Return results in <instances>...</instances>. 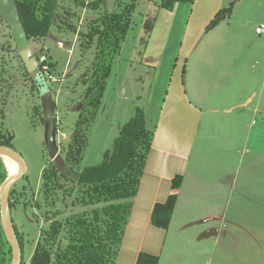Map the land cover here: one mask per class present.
<instances>
[{
    "label": "rangeland",
    "instance_id": "374dc122",
    "mask_svg": "<svg viewBox=\"0 0 264 264\" xmlns=\"http://www.w3.org/2000/svg\"><path fill=\"white\" fill-rule=\"evenodd\" d=\"M140 1L136 5L139 12L132 11L121 56L115 57L110 75L95 89L92 87L98 37L90 39L88 35L92 36L94 29L104 30V19L118 9L117 0L57 1L50 38L30 42L36 60L42 55L46 57L41 69L45 93H40L36 81L25 71L11 30L0 16V104L5 110L4 116L0 115V129L13 136L15 150L28 165V173L15 187L17 203L10 216L23 235V264L30 263L41 230L49 225L44 218L49 209L47 192L42 189L44 171L54 167L66 176L77 178L81 172L99 165L137 108L146 110V126L154 129L151 119L160 107L149 108L146 102L152 72L143 66L141 58L160 0L151 3L137 0ZM237 2L240 4L233 8L235 14L230 24L218 28L224 43L217 54L218 70L231 74L227 80L231 86L226 94L238 95L240 102H252L249 104L252 108L261 97L264 108V33L262 36L255 33L257 26H264V0ZM257 50L261 54L255 57ZM155 98L160 103L163 96ZM90 112H95L96 117L84 134L88 146L83 160L72 164L67 159L69 143L81 129L79 122L85 117L89 119ZM250 113L254 117V111ZM246 117L247 123H251ZM255 122L253 119V126ZM249 167L248 164L242 168L239 183L253 192L247 191V196L232 208L237 220L230 228L237 236L230 240V252L226 247L224 253L221 251L224 257L221 252L220 256L213 253L210 257L213 248L205 243L187 246L179 242L175 255L166 257L165 253L159 264H264V166L257 169L253 166L250 170V179L255 182L244 176ZM256 195L259 198H253ZM55 208L57 204L52 206V211ZM187 256L199 258L190 261Z\"/></svg>",
    "mask_w": 264,
    "mask_h": 264
},
{
    "label": "crops",
    "instance_id": "0c3cea01",
    "mask_svg": "<svg viewBox=\"0 0 264 264\" xmlns=\"http://www.w3.org/2000/svg\"><path fill=\"white\" fill-rule=\"evenodd\" d=\"M238 4L236 0H196L192 5L177 4L173 11L156 10L141 63L152 72L146 102L149 108H160L151 119L152 147L117 264H136L140 252L156 255L161 262L165 253L166 257L175 255L179 242L187 246L205 243L213 248L210 257L213 253L220 256L226 247L230 252V240L237 236L230 228L237 220L232 208L247 191L253 192L239 183L241 170L249 164L244 176L250 179L253 166H264L262 98L258 97L252 108V102H240L238 95L226 94L231 74L225 75L217 66V54L224 44L218 28L230 24ZM229 8L212 25L218 14ZM259 54L257 50L255 57ZM159 96H163L160 103L155 98ZM246 116L256 119L254 126L252 121L247 123ZM177 175L183 178L182 186L170 226L162 230L152 226L151 213L155 204L167 201ZM186 258L192 261L199 256Z\"/></svg>",
    "mask_w": 264,
    "mask_h": 264
},
{
    "label": "trees",
    "instance_id": "16d2710c",
    "mask_svg": "<svg viewBox=\"0 0 264 264\" xmlns=\"http://www.w3.org/2000/svg\"><path fill=\"white\" fill-rule=\"evenodd\" d=\"M57 1L15 0L30 42L50 38ZM195 1L160 0L157 7L173 11L177 4L192 5ZM137 3V0H117L118 9L104 19V30L94 29L93 35H88L90 39L98 37L92 89L99 87L110 75L115 57L119 56L122 42L129 32L132 11H135ZM230 9L222 10L212 25ZM39 58L40 56L37 60ZM24 69L27 72L25 66ZM40 83H43L41 78ZM39 91L45 92L40 87ZM94 104L96 103L93 102ZM4 111L0 104V115L4 116ZM90 116L79 122L81 129L75 132L69 143L67 159L72 164H79L83 160V152L88 146L84 134L86 135V130L95 119V112H90ZM146 125L144 110L137 108L135 116L120 129L112 148L104 154L103 161L81 172L77 178L66 176L54 167L44 171L42 189L47 192L45 198L49 205L44 218L49 225L42 228L29 264H117L133 200L138 193L154 138V131ZM0 145L15 149L13 136L4 133L2 128ZM8 178L9 170L0 157V190ZM182 180V176L177 175L172 181V191L167 201L155 204L151 213L152 226L168 230ZM17 183L9 193L10 216L17 203ZM56 204L57 208L52 211V206ZM11 223L22 251L23 264V235L13 217ZM12 262L13 251L3 230L0 215V264ZM136 264H159V257L140 252Z\"/></svg>",
    "mask_w": 264,
    "mask_h": 264
},
{
    "label": "water",
    "instance_id": "95a60500",
    "mask_svg": "<svg viewBox=\"0 0 264 264\" xmlns=\"http://www.w3.org/2000/svg\"><path fill=\"white\" fill-rule=\"evenodd\" d=\"M0 16L3 18V20L11 30L13 41L17 50L19 51L20 58L24 63L27 72L33 79H35L40 89L46 92V87L43 85V83H40V78L42 75L38 67V62L33 57V53L30 48V40L28 39L26 30L22 24L20 13L16 6L15 0H0ZM0 154L11 156L21 168L20 173H18L17 175H9V178L1 187L0 215L3 230L13 251L12 264H22V251L14 233L13 226L11 224L8 198L13 185H15L28 173V165L23 157L12 147L0 145Z\"/></svg>",
    "mask_w": 264,
    "mask_h": 264
},
{
    "label": "bare ground",
    "instance_id": "6f19581e",
    "mask_svg": "<svg viewBox=\"0 0 264 264\" xmlns=\"http://www.w3.org/2000/svg\"><path fill=\"white\" fill-rule=\"evenodd\" d=\"M0 156L4 160L6 166L9 170L10 176H14V175H17L18 173H20L21 168H20L19 164H17L11 156L6 155V154H0Z\"/></svg>",
    "mask_w": 264,
    "mask_h": 264
},
{
    "label": "built area",
    "instance_id": "2783aa9c",
    "mask_svg": "<svg viewBox=\"0 0 264 264\" xmlns=\"http://www.w3.org/2000/svg\"><path fill=\"white\" fill-rule=\"evenodd\" d=\"M256 32H257L258 34H262V33H264V26L262 25V26L258 27V28L256 29ZM45 61H46V57H45V55L40 56L39 60H37L38 65H39V67H41V69H42V65L45 63Z\"/></svg>",
    "mask_w": 264,
    "mask_h": 264
}]
</instances>
